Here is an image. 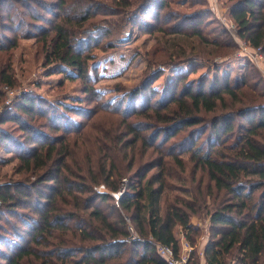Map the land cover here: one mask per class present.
<instances>
[{"label": "trees", "instance_id": "obj_1", "mask_svg": "<svg viewBox=\"0 0 264 264\" xmlns=\"http://www.w3.org/2000/svg\"><path fill=\"white\" fill-rule=\"evenodd\" d=\"M190 4L200 8L173 7ZM228 13L240 38L264 48V0H234ZM212 20L219 18L209 0H0V104L3 87L16 84L12 50L31 38L43 67L67 71L90 100L103 99L81 113L24 93L3 108L0 151L18 161L15 173L34 179L0 183V264H167L157 244L177 252L176 227L192 244L199 229L191 217L205 212L206 264H264V77L250 69L231 78L215 62L213 78L189 82L177 73L158 89L166 62L152 59L142 83L114 105L95 86V51L129 41L127 27L173 36L177 43L156 47L173 67L237 48L221 21L205 30ZM98 113L109 120L91 123ZM186 156L193 174L202 172L193 200L171 195L182 191L173 181L187 171ZM6 163L0 158V168Z\"/></svg>", "mask_w": 264, "mask_h": 264}, {"label": "rangeland", "instance_id": "obj_2", "mask_svg": "<svg viewBox=\"0 0 264 264\" xmlns=\"http://www.w3.org/2000/svg\"><path fill=\"white\" fill-rule=\"evenodd\" d=\"M190 1L193 2L195 0ZM209 2L213 7L212 0H209ZM233 2L234 0H218L217 5L219 6V11L215 12L219 21L212 20V24L206 25V31L214 28L217 24L220 26L221 24L219 22L221 21L223 24V20L234 23L228 13ZM190 5H173V7L175 10L183 13H190L200 8V5L197 4ZM229 34L237 43V48H222L218 50L217 53H210L208 55L210 60L198 59L196 62H188L173 67L171 64L169 65L172 60H168V56L162 52L163 49L160 50L159 53L156 52V47L160 46L163 48L165 40L167 39H169L170 43L174 41L177 43L173 36H163L161 33L143 34L139 29H135L134 33H132L131 28L127 27V29L123 31V39H129V41H125L117 49L95 51L96 57L91 63L97 65L98 72L101 75L100 81L95 86L102 92L104 100L107 99L109 102H112L109 105H114L119 97L142 83L149 68L150 60L152 59H157L161 63L162 61L166 62L159 64V67L163 68L165 73L154 84L158 89H161L163 85L177 73H185L188 76L187 81L189 82H198L204 78H213L218 73V70L214 68L215 62H217L221 68L219 73H228L231 75V78L246 74L250 69L253 71L251 72L253 76H255V80L261 76L264 77V48H262L261 56H256V48L239 37L236 24L235 30L229 31ZM215 35L216 31L210 34L212 38ZM181 41L183 43V40ZM242 46H247L255 57L250 56L246 52L243 53ZM42 62L43 56L36 40L34 38L21 39L20 45L12 50L11 72L15 78L16 84L14 87H3L6 96L4 101L0 104V115L4 110L3 108L6 107L4 105L7 100L11 99V103L7 106H11L14 102L18 105L21 102L20 97L24 93H35L43 96L46 100L57 106L59 111L62 105L67 104L80 108L81 113H84L86 110L92 109L98 102L103 101V99L99 97L96 98V101H93L94 99L90 100V95L83 93V84L81 80H70L67 78V71L63 72L53 69L56 68L54 66L43 67ZM68 114L70 115L71 113ZM104 114L105 113H98L91 123L98 125L107 122L109 118L104 117ZM72 117L79 122L86 120L85 117L77 116L75 113H73ZM9 126H11V129L14 128L13 125ZM11 156V153L4 152V150L0 151V158L2 160H7V163L0 168V183L8 180H22L26 179L28 176L34 179L31 173L28 172L20 174L15 173V167H17L19 163L13 160ZM77 156L80 157L78 158L83 165L87 166L89 164V158L84 151L77 154ZM10 158L12 161L9 160ZM93 158L94 157H92V159ZM188 158V156L185 157L188 163L187 171L181 175L180 180L173 181V184L177 185V187L180 186L179 189L182 191L173 190L171 191V195L173 197L179 195L185 197L187 200H193L197 197L194 189H196L202 178V172L198 171L196 174H193V164L188 161ZM147 159L148 157L146 160ZM202 185L203 187L207 185V178H204V183H202ZM105 188L104 185L99 187V189L102 190H105ZM125 188L126 185L123 186L122 192L114 193V197H120V193H123ZM207 203L208 205L212 203L210 196H207ZM209 219L206 212L194 214L191 217L190 222L199 229L198 234H195L194 240H192V242L194 241L192 247H194L193 252H195V254L192 256L191 264L195 261L196 264H206L204 260V249L210 239L211 224ZM180 230H182L181 227H176L175 234L179 240ZM128 255L129 253H127L125 258H127ZM197 261L199 263H197Z\"/></svg>", "mask_w": 264, "mask_h": 264}, {"label": "built area", "instance_id": "obj_3", "mask_svg": "<svg viewBox=\"0 0 264 264\" xmlns=\"http://www.w3.org/2000/svg\"><path fill=\"white\" fill-rule=\"evenodd\" d=\"M212 2H213V8L215 9L216 12H218L219 11V6L217 5L218 0H212ZM223 24L227 27L229 31L235 30L234 23L223 20ZM255 48H256L255 55L261 56L263 47H255ZM242 51L243 53L246 52L250 56L255 57L254 54L250 52V49L247 46H242ZM10 103H11V99L7 100L4 106H7ZM117 197L118 196H116V198ZM132 238L133 239L137 238V235H133ZM157 251L167 261V264H191L194 247H192L191 242L186 237V232L182 229L180 230L179 249L177 252L173 247L163 245L161 243L157 244Z\"/></svg>", "mask_w": 264, "mask_h": 264}, {"label": "water", "instance_id": "obj_4", "mask_svg": "<svg viewBox=\"0 0 264 264\" xmlns=\"http://www.w3.org/2000/svg\"><path fill=\"white\" fill-rule=\"evenodd\" d=\"M121 194H122V193H120V195H121ZM120 195H119V196H120ZM117 198H119V197H117Z\"/></svg>", "mask_w": 264, "mask_h": 264}, {"label": "crops", "instance_id": "obj_5", "mask_svg": "<svg viewBox=\"0 0 264 264\" xmlns=\"http://www.w3.org/2000/svg\"><path fill=\"white\" fill-rule=\"evenodd\" d=\"M197 263H199V262L197 261Z\"/></svg>", "mask_w": 264, "mask_h": 264}]
</instances>
